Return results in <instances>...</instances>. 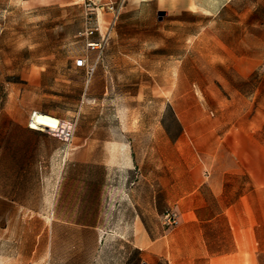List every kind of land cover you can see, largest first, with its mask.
Listing matches in <instances>:
<instances>
[{
  "label": "rangeland",
  "instance_id": "obj_1",
  "mask_svg": "<svg viewBox=\"0 0 264 264\" xmlns=\"http://www.w3.org/2000/svg\"><path fill=\"white\" fill-rule=\"evenodd\" d=\"M177 3L125 0L111 30L109 15L101 12L99 30L86 38L82 34L87 17L78 0H0V119L7 118L1 128L5 139L0 181L24 185L44 181L36 177L38 167L43 168L38 159L53 137L40 130L35 131L47 138L29 133L34 111L76 121L73 139L64 145L73 151L90 147L94 155L102 141H112L91 135L96 130L125 133L135 167L128 175L120 172V183L142 180L143 162L150 155L153 167L148 177L157 182L153 168L158 164L156 149L164 145L161 130L169 134L173 146L184 130L183 141L191 147L197 146L199 134L216 126L218 130L238 126L240 115L251 118L247 126L254 127L255 116L264 115V0H232V10L215 16ZM106 36L86 83L84 70L75 67L74 60L93 61L97 54L86 49V41ZM182 112L183 124L176 119ZM76 168L74 178L81 173ZM111 185L126 192L123 198L137 213L144 207L138 189L134 204L127 186ZM111 189L105 187L104 195L109 194L105 210L117 205L110 199ZM163 216L153 217L152 238L163 236L170 227ZM141 260L189 264L171 254L167 261L137 254V264ZM259 262L264 264V253Z\"/></svg>",
  "mask_w": 264,
  "mask_h": 264
},
{
  "label": "crops",
  "instance_id": "obj_2",
  "mask_svg": "<svg viewBox=\"0 0 264 264\" xmlns=\"http://www.w3.org/2000/svg\"><path fill=\"white\" fill-rule=\"evenodd\" d=\"M107 1L100 0L99 14L109 15L103 7ZM174 1L209 16L232 10V0ZM180 117L176 119L183 124L184 112ZM248 119L252 122L240 115L238 126L205 131L197 137V146L191 147L183 141L184 130L175 137L176 146L161 130L164 145L156 149L158 164L153 168L157 182L148 177L151 155L143 162L142 180L119 182L120 172L128 175L135 167L125 133H91L97 139L112 140L102 141L96 156L90 147L73 151L51 138V146L38 159L43 168L38 167L36 177L44 181L27 185L0 181V264H137V254L166 261L171 254L189 264H260L259 255L264 253V115L255 116L254 127L247 126ZM6 120L0 119V154ZM29 133L47 138L35 129ZM77 166L81 173L74 178ZM112 183L127 186L132 199L138 189L144 207L137 213L123 198L126 192L121 194V187ZM108 186L112 187L110 199L117 203L112 210L103 205L109 202V194L104 195ZM26 203L34 206L28 209ZM167 212L176 215L177 224L152 238L153 217Z\"/></svg>",
  "mask_w": 264,
  "mask_h": 264
},
{
  "label": "built area",
  "instance_id": "obj_3",
  "mask_svg": "<svg viewBox=\"0 0 264 264\" xmlns=\"http://www.w3.org/2000/svg\"><path fill=\"white\" fill-rule=\"evenodd\" d=\"M124 1L125 0H108L103 4V7L110 15V30L121 14ZM78 2L83 6L85 10V15L87 17V27L84 33L82 34L87 38L98 31V9L100 6V0H78ZM106 43L107 36L101 38V40L99 41H86V49L96 52L97 55L95 59L91 61L88 60L87 57H79L74 60V66L84 70L86 83H88V81L94 74L100 56L106 46ZM75 126L76 121L59 119L56 127H42L39 130L47 133L48 135L60 140L65 144H70L74 136ZM163 217L165 224L170 226H174L177 224L176 215L174 213L167 212L164 214Z\"/></svg>",
  "mask_w": 264,
  "mask_h": 264
},
{
  "label": "bare ground",
  "instance_id": "obj_4",
  "mask_svg": "<svg viewBox=\"0 0 264 264\" xmlns=\"http://www.w3.org/2000/svg\"><path fill=\"white\" fill-rule=\"evenodd\" d=\"M138 2H146L149 0H135ZM58 118L47 113H43L40 111H34V113L31 114L30 120H29V127L31 129L39 130L42 127H56L58 123Z\"/></svg>",
  "mask_w": 264,
  "mask_h": 264
}]
</instances>
